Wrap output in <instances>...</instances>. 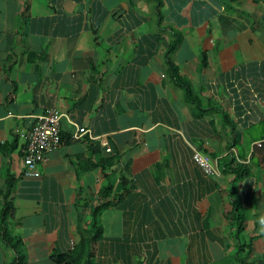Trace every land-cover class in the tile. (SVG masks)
<instances>
[{"label":"crops","instance_id":"crops-1","mask_svg":"<svg viewBox=\"0 0 264 264\" xmlns=\"http://www.w3.org/2000/svg\"><path fill=\"white\" fill-rule=\"evenodd\" d=\"M177 42L197 105L167 72ZM50 109L62 144L26 177L22 137ZM101 165L93 264H264V0H0V193L14 183L27 264L89 235Z\"/></svg>","mask_w":264,"mask_h":264},{"label":"trees","instance_id":"trees-1","mask_svg":"<svg viewBox=\"0 0 264 264\" xmlns=\"http://www.w3.org/2000/svg\"><path fill=\"white\" fill-rule=\"evenodd\" d=\"M178 40V39H177ZM178 43H173L166 52V66L167 72L170 78L180 87L184 93L186 100L193 105L199 104L197 98L193 93L192 86L188 80L183 78L178 68L172 63L170 55L176 50ZM202 66H206V61L203 58ZM103 178L106 180V184L101 188L99 192L100 204L98 207L90 210L91 225L89 227V235L84 238L81 237L80 241L73 246L66 249H56L51 255V261L55 264H93V260L96 256V248L103 239V227L100 224V216L107 207L110 206L108 199L113 191V185L111 182V174L106 172L104 165H101ZM14 183H9V187L4 194L0 193V239L2 244L6 246L13 254V259L10 264H27L28 257L26 254L23 241L14 237L9 222L13 218L14 211Z\"/></svg>","mask_w":264,"mask_h":264},{"label":"built area","instance_id":"built-area-1","mask_svg":"<svg viewBox=\"0 0 264 264\" xmlns=\"http://www.w3.org/2000/svg\"><path fill=\"white\" fill-rule=\"evenodd\" d=\"M252 99L258 102L260 97L252 91ZM63 115L56 109H50L44 114L36 117L32 128L23 137V162L25 166L24 175L31 178H39V166L43 164L49 153L57 150L62 144L61 121ZM87 136L91 141H98L100 138L94 137L90 130L78 127L74 134V139L79 140ZM186 142V141H185ZM106 145L104 142H102ZM186 144L193 150L192 161L200 169L202 174L211 178L218 175L213 159L201 152L194 150L191 145ZM261 148L262 143L255 144ZM107 152H111L110 149Z\"/></svg>","mask_w":264,"mask_h":264},{"label":"clouds","instance_id":"clouds-1","mask_svg":"<svg viewBox=\"0 0 264 264\" xmlns=\"http://www.w3.org/2000/svg\"><path fill=\"white\" fill-rule=\"evenodd\" d=\"M258 222L262 225L261 231L264 232V217H261Z\"/></svg>","mask_w":264,"mask_h":264},{"label":"rangeland","instance_id":"rangeland-1","mask_svg":"<svg viewBox=\"0 0 264 264\" xmlns=\"http://www.w3.org/2000/svg\"><path fill=\"white\" fill-rule=\"evenodd\" d=\"M102 223L104 224V221H101V224H102ZM103 224H102V226H103Z\"/></svg>","mask_w":264,"mask_h":264}]
</instances>
